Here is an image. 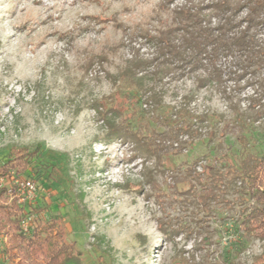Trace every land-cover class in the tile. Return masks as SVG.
Listing matches in <instances>:
<instances>
[{
    "label": "rangeland",
    "instance_id": "1",
    "mask_svg": "<svg viewBox=\"0 0 264 264\" xmlns=\"http://www.w3.org/2000/svg\"><path fill=\"white\" fill-rule=\"evenodd\" d=\"M221 1L0 0V202L55 222L75 264H264V215L239 233L236 194L207 206L186 176L229 150L264 152V94L231 58L202 85L204 70L162 64L156 40L172 11ZM247 16L243 6L238 30ZM256 34L264 45V25ZM237 111L244 132L211 141ZM17 178L36 182L32 200ZM10 245L0 235V264L19 262Z\"/></svg>",
    "mask_w": 264,
    "mask_h": 264
},
{
    "label": "trees",
    "instance_id": "2",
    "mask_svg": "<svg viewBox=\"0 0 264 264\" xmlns=\"http://www.w3.org/2000/svg\"><path fill=\"white\" fill-rule=\"evenodd\" d=\"M245 1L222 0L204 8L189 7L172 11L169 22L157 30L159 49L169 59L162 64L167 67L174 65V69L180 72L204 70L206 75L199 77V83L210 85L214 81H222V59L231 58L229 70L250 74L256 79L253 85L258 86L264 94V75L261 76L264 70V45L256 34L257 27L264 25V0ZM243 6L248 9V26L238 30L237 14ZM205 10L213 11L217 16L215 26L207 19ZM239 77L244 76L241 74ZM246 125L247 118L237 111L235 120H224L219 130V125L215 124L207 135L212 141L216 136L224 137L229 129L243 133ZM239 139L245 140L243 135ZM223 146L220 140L215 150L221 151ZM245 150L241 155H230L229 150L211 167L198 173L194 165L186 174L202 188L200 198L207 206L221 199V196L236 194L241 208H244L237 220L239 233L243 226L248 229V225L256 223L264 215V152L257 154ZM229 158L232 159L230 162ZM6 192L5 188L0 189L2 199ZM27 215L31 213L26 212L24 206H19L16 200L10 204L0 202V235L8 238L10 249L18 252L20 260L17 264L77 263L78 257L71 253L70 244L61 240L60 230L55 231V222L38 220L34 225L30 224L25 232L22 221Z\"/></svg>",
    "mask_w": 264,
    "mask_h": 264
},
{
    "label": "built area",
    "instance_id": "3",
    "mask_svg": "<svg viewBox=\"0 0 264 264\" xmlns=\"http://www.w3.org/2000/svg\"><path fill=\"white\" fill-rule=\"evenodd\" d=\"M9 182V178L2 177L0 179V186H4ZM13 183L16 186V190L19 192L20 200H24L25 198L33 199L35 197L37 191V184L35 181L31 179H13ZM9 190H13L12 186H9ZM32 215H27L22 221V228L25 232L28 231L31 221L33 220Z\"/></svg>",
    "mask_w": 264,
    "mask_h": 264
}]
</instances>
